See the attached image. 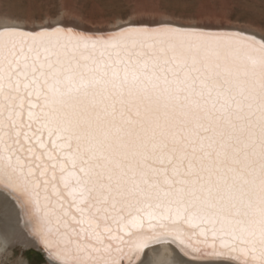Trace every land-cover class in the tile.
<instances>
[{
	"label": "snow or ice",
	"instance_id": "snow-or-ice-1",
	"mask_svg": "<svg viewBox=\"0 0 264 264\" xmlns=\"http://www.w3.org/2000/svg\"><path fill=\"white\" fill-rule=\"evenodd\" d=\"M125 15L0 23V189L73 264H150L162 236L175 264H264V43Z\"/></svg>",
	"mask_w": 264,
	"mask_h": 264
},
{
	"label": "rangeland",
	"instance_id": "rangeland-1",
	"mask_svg": "<svg viewBox=\"0 0 264 264\" xmlns=\"http://www.w3.org/2000/svg\"><path fill=\"white\" fill-rule=\"evenodd\" d=\"M227 2L230 4L228 8L222 4L217 6V0H139V2L138 0H10L8 4L0 6V21L8 20L13 24L18 22L17 17H27L29 22L38 17L46 20L55 13V16L60 18L68 17L81 21L90 28L101 26L99 28L113 29L115 24L109 23L108 17L118 18L123 13H127L123 16V20L127 21L129 17L152 18L159 16L161 12L171 11L197 13L203 18L217 22L223 18L225 24L232 23L234 26H241L240 28L245 27L264 33L262 27L264 0H227ZM35 22L39 25L41 20L36 19ZM164 244L159 245L164 246ZM146 252L147 249L143 248L141 261L143 253ZM56 260L66 262L64 259ZM49 261L40 255L33 245L26 247L20 244L5 245L0 242V264H56Z\"/></svg>",
	"mask_w": 264,
	"mask_h": 264
},
{
	"label": "bare ground",
	"instance_id": "bare-ground-1",
	"mask_svg": "<svg viewBox=\"0 0 264 264\" xmlns=\"http://www.w3.org/2000/svg\"><path fill=\"white\" fill-rule=\"evenodd\" d=\"M135 16H137V15H135ZM146 17H147V15H146ZM0 23L12 24L8 20H2V21H0ZM225 25H226V27H224V28H212V29H207V30L221 31V32L229 31V32H232L234 34L242 35L248 39H254L259 43H264V33H261L260 31H254V30H251V29L245 28V27L240 28L241 26L240 27L234 26V25H232V23H231V25H228L227 22ZM86 27L90 28L89 26H86ZM98 27H101V26H98ZM103 28H105V27H103ZM241 29H248V30L247 31H240ZM89 34H91V33H89ZM95 34L107 35L110 33L98 32ZM0 196L6 197L9 201H11L15 205V213L13 215H11L10 217H8L7 219H5L2 210H0V216H1V219H0V242H1V244H5V245L6 244H20V245H24L26 247L32 246L33 242L28 238V236H27L28 233H27V231H25V218H26L29 225H30V228H31L33 234H35L34 233V227H35L36 221H35L34 217L31 215L30 210L25 209V208H21L20 203L17 201L16 197L13 196L10 192H8L6 190L4 191L3 189H0ZM0 203H2V201H0ZM160 243H162V244L165 243L166 245L164 244V246H161V245H159ZM42 244L49 250V253L52 254V255H50V257L52 256L55 259H64L66 262L71 260V259H67V258H57V255L49 247H47L44 243H42ZM144 248L147 249L146 253L150 254L149 255L150 264H175V259H174L175 253H179L180 256L183 257L184 259H187V260L192 259L191 257H187L184 255V253L181 251L178 243L174 242L172 237H167V236L159 237L158 239H156L154 241H149ZM156 250H158V251H156ZM215 259L216 260L212 261V264H233V261L230 257H217ZM192 264H207V262L192 261Z\"/></svg>",
	"mask_w": 264,
	"mask_h": 264
},
{
	"label": "water",
	"instance_id": "water-1",
	"mask_svg": "<svg viewBox=\"0 0 264 264\" xmlns=\"http://www.w3.org/2000/svg\"><path fill=\"white\" fill-rule=\"evenodd\" d=\"M25 231H27V233H28L27 236L33 242V246L35 247L36 251L40 255H42L45 259H47V260L49 259L50 261H53L56 264H73L72 260L67 261V262H61L59 260H56L52 256L49 257L50 256L49 250L41 243L39 238L35 234H33L32 230L30 228V225H29V223H28L26 218H25ZM190 260H192V259H190Z\"/></svg>",
	"mask_w": 264,
	"mask_h": 264
}]
</instances>
